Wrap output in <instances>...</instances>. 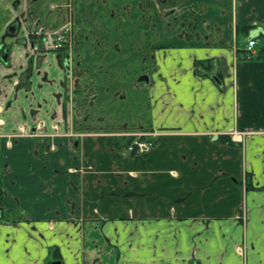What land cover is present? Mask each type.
<instances>
[{
  "label": "crops",
  "instance_id": "crops-1",
  "mask_svg": "<svg viewBox=\"0 0 264 264\" xmlns=\"http://www.w3.org/2000/svg\"><path fill=\"white\" fill-rule=\"evenodd\" d=\"M57 261L264 264V0H0V264Z\"/></svg>",
  "mask_w": 264,
  "mask_h": 264
},
{
  "label": "built area",
  "instance_id": "built-area-1",
  "mask_svg": "<svg viewBox=\"0 0 264 264\" xmlns=\"http://www.w3.org/2000/svg\"><path fill=\"white\" fill-rule=\"evenodd\" d=\"M72 44L71 35L67 29H63L57 32L46 31L43 33L41 47L44 51H60L65 48H70ZM255 46L253 39L247 42V51L251 52ZM242 133H232V135L241 136ZM115 136H123L128 139L125 145V152L131 155H140L148 152L154 146L153 137L157 135V132H116Z\"/></svg>",
  "mask_w": 264,
  "mask_h": 264
},
{
  "label": "water",
  "instance_id": "water-1",
  "mask_svg": "<svg viewBox=\"0 0 264 264\" xmlns=\"http://www.w3.org/2000/svg\"><path fill=\"white\" fill-rule=\"evenodd\" d=\"M1 60L5 63L7 60V53L6 50L3 52L2 56H1ZM65 68L68 70V61L66 60L64 63ZM53 264H61L59 261L54 262Z\"/></svg>",
  "mask_w": 264,
  "mask_h": 264
},
{
  "label": "rangeland",
  "instance_id": "rangeland-1",
  "mask_svg": "<svg viewBox=\"0 0 264 264\" xmlns=\"http://www.w3.org/2000/svg\"><path fill=\"white\" fill-rule=\"evenodd\" d=\"M250 132H246L245 134L243 133L240 138L244 139L246 136H248ZM232 136H235L234 134Z\"/></svg>",
  "mask_w": 264,
  "mask_h": 264
}]
</instances>
